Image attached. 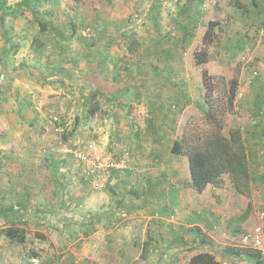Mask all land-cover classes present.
<instances>
[{
	"label": "crops",
	"instance_id": "obj_1",
	"mask_svg": "<svg viewBox=\"0 0 264 264\" xmlns=\"http://www.w3.org/2000/svg\"><path fill=\"white\" fill-rule=\"evenodd\" d=\"M236 2L152 0L149 6L139 8L144 16L139 27L128 19L118 23L108 19L103 23L107 29L103 33L108 31L110 41L113 39L110 32L120 30L122 43L118 52L132 57L133 63L127 77L119 82L109 81V71L96 66L95 71L89 70L85 75L88 83L94 90L102 85L104 95L117 105L128 106L125 98L116 95L133 89L138 84L134 81L137 74L150 80L146 87L153 92L147 95L151 112L143 99L138 98L141 116L116 110V115L110 118L118 132L110 135V142H114L110 147L115 146L120 156L131 154L130 168L123 169L128 171H122V175L117 172L119 177L113 178L105 204L98 211H91L85 233L73 227L71 236L64 237L68 241L62 245L59 238L54 242L55 236L47 231L35 234L34 239H29L27 232L25 245L10 243L0 235V251L5 252L3 255L10 254L1 258L0 264H75L85 253V264H101L102 256L103 264H188L201 252L214 254L220 262L236 261L229 254L233 229L227 218L230 213L236 216L240 202L241 207L251 200L237 195L232 185L209 186L202 193L196 192L190 186L188 158L172 153L174 143L182 138L188 110L203 116L207 107L201 76L198 80L203 90L194 88L200 90L202 99L196 103L188 75L201 70L195 62V53L209 28L218 38L212 43L217 57L234 58L264 50V0H240L241 7H236ZM129 23L134 27L125 29ZM73 29L78 31L75 25ZM245 71L247 74L241 71L239 76L243 94L237 99L238 110L229 118L228 125L229 129L242 130L255 157L251 161L256 176L255 196L264 202V156L258 153L264 149V82L261 74L259 79L256 75L253 79L257 80L249 81L253 73L257 74L256 67ZM173 104L183 111L176 115L171 108ZM132 169L139 172L131 173ZM80 232L84 235L79 238ZM224 241L228 246L223 249ZM27 245L38 252V258L20 252Z\"/></svg>",
	"mask_w": 264,
	"mask_h": 264
},
{
	"label": "rangeland",
	"instance_id": "obj_2",
	"mask_svg": "<svg viewBox=\"0 0 264 264\" xmlns=\"http://www.w3.org/2000/svg\"><path fill=\"white\" fill-rule=\"evenodd\" d=\"M6 1L14 7L22 0ZM151 1L40 0L37 12L30 10L24 15L19 13L18 18H7V21L12 19L7 25L8 28L12 25L9 34L12 40L8 45L2 38L0 24V209L5 211L12 207L18 210L23 207V219L28 224L21 222L18 227L29 229V239L47 231L55 236L54 242H58L59 238L60 244H65L68 240L64 237L71 236L73 228L70 225H74L69 218L74 217L75 222L90 219L91 211H98L105 204L113 187V178L119 177L117 172L122 175V171H128L123 169L130 168L131 154L123 157L115 151V146L110 147L114 143L110 142V135L118 133L117 127H112L110 118L116 115V110L118 113H137L141 116L138 98L143 99L151 112L147 95L149 91L153 92L146 87L150 80L137 74L134 81L140 89L135 86L117 93V98H125L128 103L125 106L111 102L103 94L94 96L95 90L85 75L100 66L109 71V81L119 82L127 77L133 58L121 56L118 52L122 43L120 30L110 32L113 34L110 41L108 31L103 33L107 30L103 23L108 19L115 23L127 19L132 21L140 14L139 8L149 6ZM42 22H47L46 31H41ZM73 25L78 27V31H74ZM129 27L134 25L126 24L125 29L129 30ZM216 38L213 41H217ZM5 45L8 52L4 56ZM211 46L206 51L208 60L204 64L195 58L201 68L199 73L188 75L192 93H196V103L202 97L200 90L194 87L203 90L198 79L201 76L203 82L204 72L209 76L232 79L239 78L241 71L244 74L250 72V69L245 71L248 67H256L257 79L261 74V81L264 82V50L254 55L239 54L234 58L217 57V50ZM114 47L116 49L111 51ZM120 71L123 72L119 75ZM255 75L253 73L249 81L257 80L253 79ZM203 86L205 90L204 82ZM242 94L239 85L237 99ZM171 108L176 115L183 111L178 104H173ZM192 111L189 109L187 112L186 126L190 120H194V124L201 122L203 116L194 114L196 112L192 114ZM129 171L136 173L134 169ZM224 180V187L231 185L227 176ZM253 189L250 204L247 205L244 200L245 204L240 207V202L236 216L230 213L227 218L232 234L240 235L257 223L256 211L260 201L255 196L256 189ZM8 226L9 221L0 218V229ZM74 226L84 233L87 229L86 226L82 228L84 225ZM80 234L79 238L84 235ZM79 238L68 243H74ZM224 244L223 249L228 246L225 241ZM31 249L27 245L20 252L27 257ZM4 253L0 251V259L10 255ZM85 256L82 254L81 260H75V264H85ZM234 258L237 260V257ZM103 259L102 256L101 264ZM238 263L246 262L238 260Z\"/></svg>",
	"mask_w": 264,
	"mask_h": 264
},
{
	"label": "trees",
	"instance_id": "obj_3",
	"mask_svg": "<svg viewBox=\"0 0 264 264\" xmlns=\"http://www.w3.org/2000/svg\"><path fill=\"white\" fill-rule=\"evenodd\" d=\"M39 1L22 0L12 7L7 4L6 0H0L2 38L7 45L12 40L9 36L12 25L8 28V23L11 24L12 19L18 18L20 14L24 15L26 11L37 12ZM236 1L235 6L241 7L240 0ZM8 17L12 19L7 21ZM46 23H40L41 31L47 30ZM213 39V31L209 28L195 53V58L200 64L208 60L206 51L212 45ZM133 42L136 43L135 40ZM7 45L3 49L4 56L8 52ZM203 82L206 90V111L198 124L190 120L183 131L181 140L174 143L172 153L188 158L190 186L196 192L202 193L209 186L223 187L224 178L227 176L234 192L250 199L256 180L255 173L251 170V161L255 157L247 146L240 128L232 127L226 131L229 116L236 112L239 78L213 77L204 72ZM96 94L104 95L102 85L97 86L94 96ZM23 213V207L18 210L12 207L5 211L0 209V218L9 221L10 225L0 229V235L10 243L27 244V231L18 227L22 222ZM69 220L73 221L74 225H84L81 227L88 229V220L75 222L74 217H70ZM74 225L70 226L75 228ZM30 253V258L39 257L37 251L31 250ZM229 254L237 257L234 263L241 260L248 264H263L260 254L253 249L230 248ZM188 264H223V262L217 260V257L210 252H201L196 254Z\"/></svg>",
	"mask_w": 264,
	"mask_h": 264
},
{
	"label": "built area",
	"instance_id": "obj_4",
	"mask_svg": "<svg viewBox=\"0 0 264 264\" xmlns=\"http://www.w3.org/2000/svg\"><path fill=\"white\" fill-rule=\"evenodd\" d=\"M142 11L137 17L133 19V23H142ZM257 75V74H256ZM255 75V76H256ZM260 156H264V149L258 151ZM82 158V157H80ZM263 183H264V173H263ZM256 224L251 229L240 235L232 234L230 237V243L233 247L241 249H253L260 254V257L264 264V202H259L256 211ZM223 264H248V263H234L231 261H225Z\"/></svg>",
	"mask_w": 264,
	"mask_h": 264
}]
</instances>
